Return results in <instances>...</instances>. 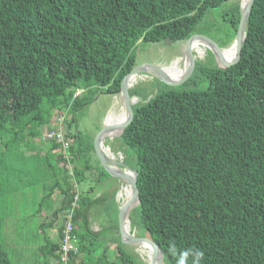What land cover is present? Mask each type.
<instances>
[{
  "label": "trees",
  "instance_id": "obj_1",
  "mask_svg": "<svg viewBox=\"0 0 264 264\" xmlns=\"http://www.w3.org/2000/svg\"><path fill=\"white\" fill-rule=\"evenodd\" d=\"M226 1L0 0V126H39L27 133L34 138L52 110L67 109L73 117L87 104L85 88L119 94L122 79L139 63V41L185 40L211 8ZM229 10L232 42L241 1ZM212 56L209 66L195 60L185 81L189 87L169 86L149 99L130 88L142 102L133 105L119 137L134 155L142 227L161 248L165 264H264V0L254 1L239 61L225 68ZM202 79L209 81L205 87ZM73 121L64 125L73 139L69 152L45 133L52 141L47 164L56 176L51 193L63 182L64 213L78 202L71 232L78 252H71L70 264H139L121 240L118 207L107 213L113 217L109 224L94 232V200L81 189L75 198L71 178L79 186L85 170L95 168L89 162L95 149L94 138L76 131ZM101 174L110 176L102 165ZM2 185L0 177V196ZM1 224L0 264H19L3 243ZM59 242L41 246L53 256L47 264H67Z\"/></svg>",
  "mask_w": 264,
  "mask_h": 264
},
{
  "label": "rangeland",
  "instance_id": "obj_2",
  "mask_svg": "<svg viewBox=\"0 0 264 264\" xmlns=\"http://www.w3.org/2000/svg\"><path fill=\"white\" fill-rule=\"evenodd\" d=\"M234 1L241 0H228L221 7L211 8L198 24L195 34L203 35L216 42L219 46L224 47L225 43L229 42L234 36L233 13L229 10ZM192 40L196 47H202L201 49L203 50H194L193 48L195 59H202V64L206 66L211 65L213 61L211 47H208L199 38L194 37ZM230 42L226 45L230 46L234 39ZM185 48L184 40L139 41L135 48L136 59L139 63L146 62L163 67L166 66V74L172 71V64L176 62L178 69L173 78L179 79L187 67L186 55L184 54ZM185 81L167 84L150 71L140 73L131 88H136L140 94L146 92L149 99L158 90L166 89L169 86L186 88L192 85L191 83H185ZM208 83L207 79H202L200 86L205 87ZM77 92L80 93L82 90L80 89ZM82 97L88 98L89 101L85 105L80 104L77 110L71 112L76 119V121L72 122V126L76 131H81L84 135L92 138H95L108 125L107 120L110 115L116 117L125 111L121 95L108 93L103 87L85 88ZM134 101L135 104L142 102V97H137ZM63 111L52 110L50 122L43 127L41 126V133L36 136L40 142L35 137L32 138L27 135L29 130L39 129V126H23L21 128H15L8 124L0 126V177L3 179L0 196L1 234L6 249L17 263H40V250L36 246L39 235L35 236L36 232H39L37 231V224L45 215L49 216L48 220H52L54 218L53 215H55L54 207L59 203L58 198L52 195L53 192L51 193L50 186L55 182L56 176L47 164L46 153L49 151V144L52 141L49 138H45V133L48 129L46 126L59 127L57 117L61 113L66 114L65 122L68 126L69 121H72L73 117L69 112L70 110L65 109ZM64 131H68V128H64ZM69 138H72V136ZM41 142H43V145ZM103 144L107 153L108 151L112 153V156L111 153L109 155L111 159L124 162L126 166L134 168L132 150L123 143V139L119 137V132H116L114 136L105 137ZM98 159L96 152L90 156L89 162L95 166L93 169L94 173L81 182L85 193L96 195L98 189H100L98 195L105 194V197L100 201L101 203L96 206L92 205L93 207L91 206L92 208L90 209L89 217L92 228L96 229L95 231L103 228L105 224H109L110 220L113 219L107 213H114L116 206L119 208V195L117 192L122 184L125 185L119 178L111 174L110 176L101 174L102 163ZM24 169L29 170L30 173ZM60 185L65 188L63 182ZM89 186H93L96 191L94 193L87 191L86 187ZM19 191L34 196L19 197L21 196H17ZM44 195L45 197L43 198ZM139 214V207L134 206L129 213L130 218L128 217L130 230L138 236H146ZM63 216L65 219V213ZM108 232L111 233L110 231ZM115 245L114 243V250L112 246L109 249L110 256H114L116 252ZM127 245L131 252L137 254L139 264H149L147 252L143 250L142 245ZM21 252L23 253L18 254Z\"/></svg>",
  "mask_w": 264,
  "mask_h": 264
},
{
  "label": "water",
  "instance_id": "obj_3",
  "mask_svg": "<svg viewBox=\"0 0 264 264\" xmlns=\"http://www.w3.org/2000/svg\"><path fill=\"white\" fill-rule=\"evenodd\" d=\"M255 0H248L245 5L241 2V16L240 21L237 28V33L234 38V42L230 45H235L236 47V56L232 60H226L222 56V52L229 48L227 47H221L216 42L212 41L211 39L200 35V34H193L189 38L185 39L186 48L184 51V54L186 55V60L188 61L186 70H184L181 78L175 79L170 78L165 71V67L160 66L158 64L153 63H138L136 66L133 67V69L127 73L124 78L122 79L121 86H120V95L124 100L125 104V111L127 118L123 125L121 126L119 132V135L123 132V130L127 127V125L130 123L132 117H133V105L135 104V98H137V95H131L130 93V86L128 83V77L131 74H140L142 72H153L155 76H157L159 79L164 81L167 84H174L178 82L185 81L190 75L192 74V71L195 66V54L193 52V47L190 45V42L194 37L199 38L203 41L208 47H211L215 58L217 60V63L221 64L222 67H228L237 61H239L241 57V50L242 46L244 44V40L246 37V27L248 23V19L250 16V13L252 11V7ZM170 40V39H167ZM110 128V125H107L103 130L99 132V134L94 138V149L97 154V157L101 161L102 165L104 166L105 170L107 172L120 180H126L130 183L132 188V197L126 201L123 205H119L118 208V225H119V233L121 240L124 244H140L143 246L144 242H149L153 247V259L151 258V264H165L164 261V254L159 247V245L150 237L148 236H138L134 232H131L130 225L129 228H127V222L129 223V213L134 208V206H137L140 203V193L137 187V176L138 171L135 169H132L130 166H126L123 162L114 161V159H111L109 154L107 153L106 149L104 148L103 140L108 135L106 134V131ZM126 167V168H124ZM128 169L131 172V175L128 174ZM122 187V186H121ZM119 194V191H118Z\"/></svg>",
  "mask_w": 264,
  "mask_h": 264
},
{
  "label": "crops",
  "instance_id": "obj_4",
  "mask_svg": "<svg viewBox=\"0 0 264 264\" xmlns=\"http://www.w3.org/2000/svg\"><path fill=\"white\" fill-rule=\"evenodd\" d=\"M64 125L67 126L66 122H64ZM46 127L49 128L51 126H46ZM35 138L39 141V139L37 137H35ZM72 142H73V139H72ZM45 143H47V142H45ZM41 144L43 145V142H41ZM62 154H63V152H62ZM64 157H65L66 160H68L66 166L68 168L72 169V164L70 163V159H69L70 155H69V158H66V155L64 153ZM55 160H57V156L54 157V161L53 162H55ZM24 170H26L28 173H30L29 170H27V169H24ZM71 171L69 170L70 174H72ZM93 171H94L93 169L85 170L86 177L89 176V175H92L94 173ZM71 181L76 186V189H77L76 196H78L77 199H79L80 189L84 193H85V191L83 190V188L81 186V183L78 186V183L76 182L75 177L72 176ZM60 186H61L60 184L57 185L54 188V191H52L53 192L52 195L56 196L58 198V200H59L58 205L56 204L55 207H54L55 208V210H54L55 215H53L54 218L52 220H48L47 218L49 216L45 215L44 218L41 219L39 221V223L37 224V228H38L37 231H39V232H36L35 236L39 235V238L37 239V243H36V246L38 247L39 250H40L41 246H45L47 241H52V242H59L60 241V231H61V227H62V223H63V219H64V216H63V214H64V210H63V207H64V193H63V189ZM86 188H87V191H91L93 193L96 191L93 186H89V187H86ZM99 192H100V189H98V193ZM98 193L96 195H93L92 193L88 194L91 197V199L94 200L93 201L94 203L92 204L93 206H96L97 204H100L101 203L100 201L102 200V198L105 197V194L98 195ZM18 195H21L19 197H29V195L34 196L32 194L24 193L22 191H19L17 196ZM44 197H45V195L43 196V198ZM75 206L78 208V202L75 204ZM51 210H53V209H51ZM91 228H92V224H91ZM102 229L103 228H100L98 231H100ZM92 230L94 232H98V231H95L96 230L95 228H92ZM111 246L113 247V250H114V243L111 244L110 247ZM44 250H45V253L47 254L46 255L47 257H44V254H43ZM43 251L40 250V256H39L40 263L39 264H47L46 261L49 260V259H52V257H53L49 248L45 247V249H43ZM22 253L23 252L18 253V254H22ZM76 259H77V262H80L81 256L76 257ZM19 264H21V263H19Z\"/></svg>",
  "mask_w": 264,
  "mask_h": 264
},
{
  "label": "bare ground",
  "instance_id": "obj_5",
  "mask_svg": "<svg viewBox=\"0 0 264 264\" xmlns=\"http://www.w3.org/2000/svg\"><path fill=\"white\" fill-rule=\"evenodd\" d=\"M248 0H241L242 4L245 5L246 2ZM193 40H191L190 42V45L194 48V50H200V51H203L200 47H196L193 43H192ZM186 45V44H185ZM204 48V47H203ZM198 52V51H197ZM222 56L226 59V60H232L235 56H236V47L235 45H232L230 46L229 48L225 49L223 52H222ZM188 63V61H187ZM177 69H178V65L176 64V62H174L172 64V71L167 74L170 78H173V76L176 74L177 72ZM179 77V76H178ZM177 77V78H178ZM138 78V76H132L130 78H128V83L129 82H132V81H136ZM134 83H131L129 84L130 87H132ZM120 94V93H119ZM117 95V94H116ZM123 99V98H122ZM137 99V98H135ZM124 101V100H123ZM125 106V104H124ZM117 115V114H116ZM127 118V115H126V111H123L122 114H119L117 115L116 117L110 115L108 117V120H107V123L108 125H110V128L108 129L110 132L108 133V130L106 131V134L108 136H114V134L120 130L121 126L123 125V123L125 122ZM52 138V137H50ZM115 146V145H114ZM107 151V150H106ZM110 151H108V154L110 155ZM111 156H112V153H111ZM128 174L131 175V172L126 169ZM122 183V182H121ZM123 183H125V185L122 184V187L119 188V196H118V204L119 205H123L126 201H128L131 197H132V188H131V185L129 182H127L126 180H123ZM130 218V217H129ZM65 227H64V230L66 228V225H67V213H65ZM130 223V222H129ZM129 223L127 222V228H129ZM132 226V225H131ZM64 237H65V234H64ZM64 237L60 240V250L62 251V257H63V254H64V250H63V240H64ZM143 250L147 252V255H148V263L151 264V258L153 259V247L152 245L149 243V242H144L143 244ZM63 259V258H62Z\"/></svg>",
  "mask_w": 264,
  "mask_h": 264
},
{
  "label": "built area",
  "instance_id": "obj_6",
  "mask_svg": "<svg viewBox=\"0 0 264 264\" xmlns=\"http://www.w3.org/2000/svg\"><path fill=\"white\" fill-rule=\"evenodd\" d=\"M77 92L76 94H78ZM58 122H59V127H49L46 131V136L47 137H55L59 142L62 143V146L64 150H68L72 144V139L68 138L65 135L64 131V122L66 120V114L61 113L58 115ZM66 155V158H69L68 152H64ZM71 169V168H70ZM73 173V171H71ZM78 196L75 198L77 199ZM76 202L73 204V209L75 207ZM73 209L67 212V225L65 228V237L63 240V260L67 263L70 264V258H71V252H78V247H77V239L73 236L72 232V215H73Z\"/></svg>",
  "mask_w": 264,
  "mask_h": 264
},
{
  "label": "flooded vegetation",
  "instance_id": "obj_7",
  "mask_svg": "<svg viewBox=\"0 0 264 264\" xmlns=\"http://www.w3.org/2000/svg\"><path fill=\"white\" fill-rule=\"evenodd\" d=\"M114 161H116V160H114ZM124 163V162H123ZM124 168H126V167H124ZM133 169V168H132ZM122 182H123V180H121ZM118 193V192H117Z\"/></svg>",
  "mask_w": 264,
  "mask_h": 264
}]
</instances>
